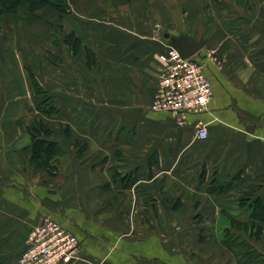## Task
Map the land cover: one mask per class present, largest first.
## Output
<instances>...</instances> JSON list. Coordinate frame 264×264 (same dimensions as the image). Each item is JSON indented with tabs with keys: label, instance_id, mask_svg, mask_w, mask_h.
Returning <instances> with one entry per match:
<instances>
[{
	"label": "crops",
	"instance_id": "crops-1",
	"mask_svg": "<svg viewBox=\"0 0 264 264\" xmlns=\"http://www.w3.org/2000/svg\"><path fill=\"white\" fill-rule=\"evenodd\" d=\"M68 1L67 14L46 6L35 21L12 22L16 65L0 85L11 107L3 120L13 124L34 105L28 48L41 59L42 85L54 89L50 137L61 151L55 170H32L24 156L32 135L8 130L17 145L0 146V264H17L30 230L50 218L81 242L80 258L60 264H238L188 225L238 209L239 191L264 189V0ZM71 32L82 41L78 55L65 42ZM181 36L206 40L198 57L213 88L208 110L184 126L153 108L160 55ZM86 48L97 58L91 66ZM214 179L234 183L214 192ZM142 217L188 221L144 227Z\"/></svg>",
	"mask_w": 264,
	"mask_h": 264
},
{
	"label": "rangeland",
	"instance_id": "rangeland-1",
	"mask_svg": "<svg viewBox=\"0 0 264 264\" xmlns=\"http://www.w3.org/2000/svg\"><path fill=\"white\" fill-rule=\"evenodd\" d=\"M159 1L161 4L162 3L161 0ZM218 1L229 3L230 0H218ZM179 3H181V1H179ZM192 6L193 5H191V7ZM19 13H20L19 15L22 18L29 17V15L25 13L23 9L20 10ZM22 18L17 19V20H22ZM210 19H211L210 11L207 10L206 11L207 24L208 22H210ZM17 20L15 19V21ZM13 21L14 20L10 18L5 19V21L3 22L4 24L3 30L0 33V54H1L0 55V85H6V83L4 82L6 76L4 74L7 73V68L10 69L12 68L13 65L14 66L16 65L14 49L11 48V45H9V42H8L10 39L14 38V36L18 37V34L16 32H15L16 34L13 32L15 29L13 28V24H12ZM11 32H13L15 35L13 36L12 35L13 33ZM160 33H161V30H160ZM18 46L19 45H17V48ZM26 54H27V61H28L26 64L27 68H29L31 71L33 70L35 71L34 75L36 79L38 80V82L40 83L39 88H37L34 85L33 94L36 97L35 101L33 102L34 105L30 106V108L24 112L25 114L13 124L11 122H8V120H3V115H5L6 117L7 113L10 112L8 111V109H11L10 106H7L6 96H3V98L0 100V146H2V142H6L5 144H8V145H17L16 133L14 134L15 137L12 142L10 137L7 138V135L10 136V133L7 134L8 130H14L16 132H20V131L26 132V133L28 132L32 135V142H33V134L31 131H35L36 134L40 137H47L53 140L50 136L53 133V129H55L56 123L52 122L49 117H51V115L57 111L55 107L54 89H53V86L50 87L49 89L47 88V85H50L49 83H47V85H42V76L38 73V69L41 68V59L38 57V55L35 52L28 50V48H27ZM58 57H59L58 54H53V52H51L50 58L52 60L57 61ZM1 93L2 92L0 89V96H1ZM177 123L180 126L186 125V124H181L178 121ZM60 125L62 129L67 131V127L64 124L61 123ZM12 127L14 129H10ZM31 145L29 147H31ZM24 156L25 158L29 156V161L31 163L32 152L30 155H28L27 153H24ZM55 156H57V154ZM54 157L51 160H49V164L51 167L50 168L51 170L49 171H53L57 167L56 166L57 160L54 161ZM37 162L38 161H35V165H38ZM35 165L31 163L32 170H39L40 168H38ZM238 178L240 179L241 177L238 176ZM263 191L264 189L254 188L248 191L238 192V195L240 196L239 200L233 204V206L234 205L237 206L238 209L233 208L231 209V211L233 215L237 218V220L241 222V228L231 227V220H230L231 218L227 214H220V216H217V217H214V216L192 217L191 219H189L190 223L188 226H190L192 230L195 229L196 231H198V237L202 241L206 239L207 240L210 239L213 241L220 240L222 242V240L226 237L227 231H229L232 234L234 233L240 234L244 238H246L248 242H250V244L252 245L253 253H255L259 259L258 261L264 262V219L263 220L258 219L252 224L251 219L247 217L248 212L247 211L245 212L246 207L245 208L242 207V202H240V199L241 200L244 199V195L246 194L255 193L256 195V194L262 193ZM198 204L199 203H196V206H198ZM129 220L130 222L134 223L135 217L132 216V218H129ZM141 221L144 227L147 225L149 226L157 225V226L163 227L164 225H168V224L174 225V226H181L183 224L186 225V221H188V219L181 218V217H174V218H158L156 220V219H150L147 217H142ZM33 228L30 230L28 237L25 240L24 244L26 245H27L28 239L30 237V234ZM192 232H195V231H192ZM80 256H81V251H79L78 258H80ZM20 258L21 256L19 257L17 264H21Z\"/></svg>",
	"mask_w": 264,
	"mask_h": 264
},
{
	"label": "built area",
	"instance_id": "built-area-1",
	"mask_svg": "<svg viewBox=\"0 0 264 264\" xmlns=\"http://www.w3.org/2000/svg\"><path fill=\"white\" fill-rule=\"evenodd\" d=\"M163 70L160 87L153 102L158 111H168L175 119L186 124L189 114L207 111L213 97V88L198 55L184 58L178 49L169 45L160 55ZM196 137L206 139L207 124H196ZM80 240L62 223L47 219L31 231L21 255V264H60L78 258Z\"/></svg>",
	"mask_w": 264,
	"mask_h": 264
},
{
	"label": "trees",
	"instance_id": "trees-1",
	"mask_svg": "<svg viewBox=\"0 0 264 264\" xmlns=\"http://www.w3.org/2000/svg\"><path fill=\"white\" fill-rule=\"evenodd\" d=\"M46 6H51L62 14L70 12L68 0H0V33L3 30V22L5 19L10 18L15 21V19L22 18L19 15L20 10L23 9V11L29 15V19L27 17L22 19L27 22H32L39 18L38 12ZM65 42L74 55L80 53L82 41L74 32L65 36ZM86 53L89 65L91 66L96 63V55L90 48H86ZM31 77L34 85L39 88L40 83L33 73L31 74ZM31 132L33 134L31 163L35 165V161H38V165L35 166L51 170L49 160H51L56 154L60 153L61 147L59 143L47 137H40L35 131ZM233 183L234 180L227 181L214 179L212 180L209 189L214 192H223ZM240 202H242V207H246L245 212H248L247 217L251 219L252 224L258 219H264V194H246L244 195V199H240ZM221 213L227 214L231 218V227L241 228V222L232 215L231 209H224ZM222 243L232 250L238 264H264L263 261H258V257L252 251V245L242 235L236 233L232 234L227 231L226 237L222 240Z\"/></svg>",
	"mask_w": 264,
	"mask_h": 264
},
{
	"label": "water",
	"instance_id": "water-1",
	"mask_svg": "<svg viewBox=\"0 0 264 264\" xmlns=\"http://www.w3.org/2000/svg\"><path fill=\"white\" fill-rule=\"evenodd\" d=\"M166 37H170V33L165 34ZM173 45L178 49L181 56L189 58L198 54H201L206 45L205 39H197L192 36L171 37Z\"/></svg>",
	"mask_w": 264,
	"mask_h": 264
}]
</instances>
